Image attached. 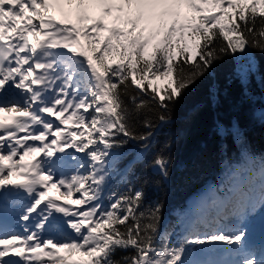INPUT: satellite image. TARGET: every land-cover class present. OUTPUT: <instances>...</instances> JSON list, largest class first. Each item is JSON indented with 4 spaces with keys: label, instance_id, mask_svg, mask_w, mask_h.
<instances>
[{
    "label": "snow or ice",
    "instance_id": "6c2138e0",
    "mask_svg": "<svg viewBox=\"0 0 264 264\" xmlns=\"http://www.w3.org/2000/svg\"><path fill=\"white\" fill-rule=\"evenodd\" d=\"M253 49L264 53V0H0V189L30 197L22 232L0 226V264H186V244L217 242L231 264H264L244 230L214 227L264 207V158L257 171L243 146L179 245L142 189L109 191L115 151L149 146L147 113L168 123L216 61ZM66 157L72 172L58 174ZM169 163L160 154L152 166L167 178Z\"/></svg>",
    "mask_w": 264,
    "mask_h": 264
},
{
    "label": "trees",
    "instance_id": "16d2710c",
    "mask_svg": "<svg viewBox=\"0 0 264 264\" xmlns=\"http://www.w3.org/2000/svg\"><path fill=\"white\" fill-rule=\"evenodd\" d=\"M158 114H146L153 123L148 148L130 141L113 154L109 191L130 185L142 189L145 207L162 205L161 234L171 233V243L179 245L184 237L177 231L179 212L206 187L216 194L217 186L228 183L226 169L240 161L241 146L255 158L250 166L259 170L264 158V53L253 49L247 56L237 52L216 61L172 106L168 123H161ZM221 128L228 134L221 135ZM160 154L170 160L167 178L152 166ZM197 246L185 245L186 264Z\"/></svg>",
    "mask_w": 264,
    "mask_h": 264
},
{
    "label": "rangeland",
    "instance_id": "374dc122",
    "mask_svg": "<svg viewBox=\"0 0 264 264\" xmlns=\"http://www.w3.org/2000/svg\"><path fill=\"white\" fill-rule=\"evenodd\" d=\"M164 82L166 81H158L157 83L162 85ZM73 151H74L73 149L66 150V152H73ZM56 155L62 156L63 154L57 153ZM76 155L82 156L83 154L76 153ZM53 159H55V157H53ZM74 164L75 162L72 161L70 157H66L65 159L58 161L56 163V166H55L56 169H54V171H57L58 173V170L61 169L63 173L71 174L72 166ZM205 194H207V199L204 200L202 211L209 212L212 210V201L217 199V195L215 194L213 188L206 187L203 194L190 197L187 201L186 207L182 211H180L178 214L179 226H178L177 231H178L179 236H185L187 234L186 221L188 219H194L196 215L200 214L197 212L196 206H197V203L201 201L202 198L205 197ZM58 202H62V201H58ZM26 206L24 207V209L26 208ZM41 207H43V205H41ZM186 213L189 215L185 216ZM57 215H60V214H57ZM262 218H264V207L257 205L255 210L246 214L242 218L235 217V216L230 217L228 219L217 218L215 221L216 224H214V227L220 230H223V231H231L236 227H239L240 229L244 230L247 234L245 238L247 245L251 247V249H253L259 256L260 254L264 253V241L260 244H256L255 242H254L255 244L253 243L249 244L248 236L250 237V234L255 230L257 223ZM199 231L202 234L204 231H207V229L201 226L199 228ZM9 232H19V231L13 230ZM217 243L220 245V247L218 249H214L211 251H209L206 246L198 245L195 249L193 257L191 258V260L188 261V264H206V262L208 261H212L213 264H231V261L233 259V254L230 251V247L227 245H223L222 242H217ZM260 251L262 252L260 253Z\"/></svg>",
    "mask_w": 264,
    "mask_h": 264
},
{
    "label": "bare ground",
    "instance_id": "6f19581e",
    "mask_svg": "<svg viewBox=\"0 0 264 264\" xmlns=\"http://www.w3.org/2000/svg\"><path fill=\"white\" fill-rule=\"evenodd\" d=\"M55 166H56V164L53 166L54 169H56ZM60 170H58V173L62 172V170L61 171ZM49 195L55 196L57 194L55 192H52ZM8 198L10 201L14 202V205L18 209V212H20V214H21L22 210L24 209V207L30 202V197H28L27 193H24L22 190H18V189H12V191L8 195ZM33 215H35V214H33ZM20 222L22 223L23 221L20 220ZM214 224H216V223H214ZM250 242L252 243V240H250ZM261 252L262 251H260V253Z\"/></svg>",
    "mask_w": 264,
    "mask_h": 264
}]
</instances>
